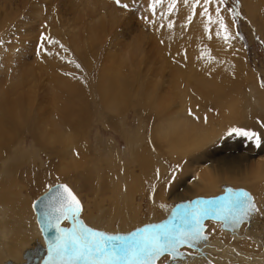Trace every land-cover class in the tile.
<instances>
[{
  "label": "bare ground",
  "instance_id": "6f19581e",
  "mask_svg": "<svg viewBox=\"0 0 264 264\" xmlns=\"http://www.w3.org/2000/svg\"><path fill=\"white\" fill-rule=\"evenodd\" d=\"M175 1L178 3V0ZM82 2L85 1L82 0ZM144 2L147 3V1ZM47 3H49V1H47ZM146 3L145 5H147ZM194 3L195 0H193L192 3L189 1L187 3H182L181 6L179 5L184 19L188 12L192 13L190 23H186L181 27L178 25L180 28L175 30L172 28L174 31H171L168 27L170 22H164L162 33L158 34L159 32H157L158 37L155 42L157 45L154 47L157 49L156 52L159 54V58L162 62L159 61V58L155 59L159 62L158 65H161L156 67L160 69L163 62L164 69L166 65L168 67L170 66L169 70L168 67L165 69L169 76H167L165 80L161 79L163 81L157 80V77H159L158 74H152V77H150L146 71L140 70L141 66H148V63L150 64V57L145 56L144 49L139 46L138 40L140 39H135V36L132 42L134 46L129 45L127 48L125 47V50L119 47L118 43L115 42L119 35L124 36L123 32H117V30L119 26L121 27L125 24L121 22L120 19L118 20L111 15L109 11L107 13L110 15L109 19H107L106 17L108 16L105 17L107 13L102 14L101 11H103V9H100L97 15H95V18L98 17L100 21H98L97 24L96 22L93 24L91 23L92 26H89L88 29L79 27L83 31L70 35L68 38L69 42H66L65 38L63 37L64 39H62L60 36V33L62 34L66 29V25L62 31L59 28L61 26L58 27L59 19L57 20V24H54V14L50 22H47L48 25L46 29L52 28L51 32L48 34L57 38L58 43L48 42V47L44 50L47 52V56L45 55L46 52L44 54H41L42 51L39 52V56L43 57V61L46 65L40 64L38 61L37 63L39 64L35 63L33 65L35 60H31V65H26L28 63L24 62L25 64L22 63L18 67L6 68V77H1L0 145L4 144L9 136L12 135V132L15 133L19 128H24L28 133H39V138L47 144L56 142V144L60 145L57 156L58 160H56L58 164L60 163L58 170L61 176L57 179L54 177L58 182L69 179L70 175L68 174H72L71 172L75 169L83 168L82 166H84V163L89 161L94 162L93 166L95 171L103 174L100 186L104 192L108 193L109 197L107 196V202L109 205L112 203L110 197L113 196L115 192L119 194L121 188L123 189L120 183L115 184V186L112 185V171L115 172L116 176L119 178H121L119 173H123L122 175L129 179V183L128 186L126 184L127 187L123 189L125 190L123 197L125 198V203L123 204L120 202L123 204L124 209L121 208L116 210L118 213H121L122 210H126V215H121L124 221H120L121 223L118 224L120 226L119 229H121V227H125L126 229L124 230H127L129 227V229H131V227H134L136 224V220L140 219L138 216L142 208H140V202L137 201L135 197L138 193L146 198L151 208L150 210L152 211L150 213L152 216L151 219L156 220L155 215L161 210L165 213V219L169 217L171 211L167 207V209L161 208L160 205L168 203L166 201L167 195L170 197V200L190 199V197H195L199 193L205 196H213L219 190L218 186L226 183L227 179L235 183H242V186L250 188V191L252 189L255 194L254 198L251 197L264 214V92L259 91V87L257 88L258 85L256 86L255 83L251 85L254 89V95H250L249 93L246 97L240 96L238 91L239 83L242 81V83L245 84L248 75L247 72L240 74V68L237 67L239 63L236 64L238 57L236 59L235 54H240L241 49L233 39V24L226 18L221 10L220 14L223 16L224 23L227 25V30L231 36V38L225 42L223 39V30H221V36L216 35L219 25L217 23H208L207 16L201 14L205 7L203 0H200V2L196 4L194 10L195 14H193L192 7ZM50 4L55 5L53 2ZM217 6L219 5L215 0L207 6L213 21L216 20L215 9ZM243 6L250 15H254L258 11L264 9V0H243ZM74 11L76 12L75 9ZM114 12L116 13V10ZM1 15H3V17L0 18V35H2V30L5 31V28L13 22L12 18L15 16L11 8H9V12L2 11ZM55 16L57 17V15ZM75 16L81 19V15L75 13L73 15L75 18L73 22L75 24L72 22L71 25H81L78 23L79 21H77L78 19L76 20L77 17ZM65 21L68 24L69 21L66 19ZM206 24L209 28L208 32L205 31ZM153 26L156 30H159V28H157L158 25ZM175 27L177 26L175 25ZM75 28L76 27H70L72 31H75ZM64 34L65 33H63V35ZM59 39L61 40L59 41ZM107 42L109 43L107 53H110V55L105 54L104 56L106 57H102L98 60L97 56ZM67 44H70V50L67 49V47H69H66ZM119 44H121V42ZM61 45L63 47H61ZM65 49H67V51H65ZM111 53H113V55ZM9 55L11 56L10 52L8 55L4 54V60L10 64V59L12 57L10 58ZM18 55H16L17 60L20 59L23 61L22 59L26 58L19 53ZM1 56L0 54V57ZM152 56L153 58L156 56L158 57V55ZM209 57H211V59ZM17 62L20 64L19 61ZM3 63L5 64V62ZM77 64L80 65L79 68L76 67ZM3 68L5 67L3 66ZM94 68H98L95 79L92 78V71ZM22 69L25 72L21 71L19 73V70ZM35 69L40 72L42 70L46 73L49 72L51 75L54 74L50 76L46 75V73H41L43 76H50V79L53 78V81L49 80L48 82L51 84L50 90L47 94L44 92L47 95L46 106H44L45 98H43V103H39L37 106L35 104L36 90L32 82L40 78L38 77L39 75H37L39 72L36 74ZM59 69H61V71ZM159 69L158 71L160 72L161 69ZM146 70L149 71V69ZM27 71L31 73V75H29L31 78L27 77ZM169 71L171 73H169ZM32 74L33 76L37 75V78L32 77ZM161 75L163 74L161 73ZM243 78L245 79L244 82ZM248 80H250V77ZM88 82L91 84L93 83L96 89L91 97L90 94H92L91 89L93 90V86L91 84L89 85ZM247 91L249 92L248 89ZM254 96L256 100L253 99ZM44 108L49 109L45 114L42 112ZM93 110L95 114L100 116L99 125H102L103 129L113 134H119L127 146L126 149L131 153V155H129V161H126L123 165V172L113 170L114 166L112 160L116 158V153L118 152L121 157L118 151V144L117 146L108 144L105 154L101 152V147L92 149L90 146H87L86 141L89 144L88 131L90 124L98 123L97 120L93 121ZM131 112H133L135 116L137 125L132 129L127 128L124 123L128 114ZM250 113L251 115L249 116ZM190 118L192 119L190 120ZM195 118L197 121H193ZM200 118L202 120L201 124ZM234 128L249 133H255L256 136L259 137L260 142L259 145H257L255 137L249 138V145L246 146L245 144L246 152L237 157L240 160L226 163L225 157L214 154L215 149L213 151L211 150L214 147L210 149L209 145L216 140L220 141L218 138H220L219 136L223 131L224 134L228 132V136L225 137H229L230 140H239L240 137L244 138V136L232 132ZM32 141L35 147L31 151H28L25 148L24 139L20 137L15 144H12L11 150H13V154L10 153L11 156L13 155L20 160L26 161L27 158L28 161L40 160V156L38 155L39 149L36 147L34 136ZM225 142L223 143L225 144ZM218 143L219 142H217V144ZM71 150L73 151L72 155L70 153ZM4 151L0 153H4L6 156ZM254 152H258L259 156L252 159ZM95 159L97 160L96 162L93 161ZM120 165H122V163H120ZM174 165H177V167H175L173 172L169 173V167H173ZM14 172H16V170ZM82 174L83 178H85L83 172ZM96 175L98 174H90L89 179L92 182L91 184L97 183V180L94 179ZM15 176H17V174ZM166 176H169L168 179H166ZM225 178L226 180H224ZM188 179L189 181H187ZM15 180L16 179H14V181ZM146 180L149 184L144 183ZM186 181L187 183H185ZM13 185H10L13 186L9 187L10 191L7 190L3 183L0 187L3 193L8 194L7 196L0 194L3 196L0 200V205L3 202L6 206V211L10 210L11 214V217L5 219L4 222H6V224L0 222V264H11L13 261L15 264V260H19L16 264H27V261L35 259L31 258V256L35 257L33 254L38 252L37 247L39 246H37V244L40 241L38 232L44 241L46 250V254L44 253L45 256H42V262L40 261L39 264H44L45 259H48L50 248H47L46 241L38 228L36 222L37 216L32 207L33 204L26 203L23 199L20 200V198L17 200V197L22 191L15 187V184ZM150 192L154 193L153 198L150 197ZM10 194L11 201L8 200ZM96 197L97 196L94 195V199ZM118 200L119 199H117V201ZM101 201L99 202L101 203ZM94 202V204H96L97 201ZM170 203L173 202L170 201ZM31 207L35 217L30 213L29 208ZM95 209L96 208L93 209V212H96ZM91 211L90 213H92ZM5 213L3 214L5 215ZM116 213L114 212V214ZM93 216L95 220L99 218L98 214ZM103 216L102 214V217ZM131 216H133L132 219ZM87 217L90 218L89 215ZM29 221L32 222L30 229L31 233L22 230V227L26 226L25 223ZM64 222L65 221L61 223V226ZM107 222L105 224H107ZM117 223H119V221H117ZM14 226L16 227L15 231L12 230ZM109 232L111 233L113 230L110 229ZM226 234H221L220 237L221 239L227 237L226 245L228 246V251L232 250L240 257L237 258V260L230 259L231 263H227L245 264L247 260L252 259L257 263L262 261L264 264V246L259 245L257 242L258 237L251 236L249 232L246 231L245 237L249 236L250 239L256 240V243L252 244L247 241L239 243L234 241L230 242L229 240H231V238L229 235L226 236ZM239 239L233 240L238 241ZM212 245H214L213 240ZM239 245H242L240 249L237 248ZM223 248H225V246ZM218 251H220V249ZM195 258L197 259L199 256L196 255ZM194 259H192V262H194ZM185 260L187 259L185 258ZM34 261L38 262L39 259H35ZM187 264H191V261Z\"/></svg>",
  "mask_w": 264,
  "mask_h": 264
},
{
  "label": "rangeland",
  "instance_id": "374dc122",
  "mask_svg": "<svg viewBox=\"0 0 264 264\" xmlns=\"http://www.w3.org/2000/svg\"><path fill=\"white\" fill-rule=\"evenodd\" d=\"M44 1H46V2H44ZM47 1H49V3H47ZM83 1H85V2H82V0H0V18L3 17V15H1L2 11L9 12V8H11L13 14L15 15L12 18L13 22L11 24H9L7 28H5V31L2 30V35H0V54L2 55L0 57V80H2L1 77H3V78L6 77L5 76L7 73L6 68L18 67L24 62L28 63L26 65H31L32 64L31 60L32 61L35 60L33 62V65L35 63L39 64V63H37V61L40 62V64L42 63L43 65H46V63H44V61H43V57L39 56V54H40L39 52L42 51L41 54H44L46 52L44 50H46V48L48 47V42H50L51 40L58 41L57 38H55L54 36L52 37L50 34H48L51 32L52 28L46 29V26L48 25L47 22H50V19H51V17H53L54 14L57 15V17L54 15V18H55L54 24H57V20L59 19L58 20L59 21L58 27L61 26L59 28L62 31L66 25L65 28L67 30L65 29L63 32L65 34L63 35V33L62 34L60 33V36L62 37V39L65 38L66 42H69L68 38L70 37V35H72L74 33H78V32L81 33L83 31L79 27H83V28L88 29L89 26H92V24L94 22H96V24H97L98 21H100L98 17L95 18V15H97V13L100 9H103V11H101L102 14H106L109 11L111 15L116 17L118 20L120 19L121 22H124L125 25L123 24L124 26H121V27L119 26V29L117 30V32H123L124 33V36L119 35L117 37L118 40L116 39V41H115L116 43H118L119 47H122L125 50L129 45H133L132 42H133V38L135 36H136L135 39H137V40L140 39V40H138L139 46L142 49H144L145 56L150 57V64L148 63V66H141L140 70L146 71L150 77H152V74L153 75L158 74L160 79H159V77H157V76L156 77H157V80H159V81H163L161 79L165 80L167 78V76H169L167 74V70L165 71V69H167L168 66L165 64L166 68L165 69L163 68L164 62L162 63V67H160V69H161L160 72L158 71L159 68L156 67V66H161V65H158L159 62L157 60H155V59L159 58V54H157V52H156L157 49L155 47L157 44L155 42H156L157 37H158L157 35L162 33V29H164L163 28L164 22H171L172 24H174V26H172L170 28L171 31H174L175 29L180 28L181 26H183L186 23H190L187 18L189 16H191L192 13L188 12L187 16L184 19L181 8H179L181 6V4L185 2V0H183V1L178 0V3H177V1H175V3L177 4L178 7L176 6V4H174V7H171V8L169 7V5L173 3V0H161V2L159 4L155 5L154 10H153L154 0H144V1H147V3L144 2L143 0H120V4L117 3V0H83ZM189 1L192 3L193 0H187V2H189ZM215 1L217 3V0H215ZM51 2L55 3V5L54 4L51 5L50 4ZM142 2L144 5L142 4ZM145 3L147 5H145ZM105 4H107V5H105ZM125 4L127 5L126 8L121 6V5H125ZM39 6H40V8H39ZM142 6H144L145 8ZM219 7L221 8V10H222L223 14L226 16V18H228L230 20V22H232V24H233L232 25L233 26V39L241 49L240 54L239 53L235 54V58L237 59V57H238L236 64L237 63H239L238 65L241 64L240 66L237 65V67L240 68V69L238 68L240 70L239 73L244 74V72H247V75H248L247 79L244 77L246 79L245 84L242 83V81L239 83V86H238L239 90L238 91H239L240 96L246 97L249 95V93H250V95H254V93H253L254 89L251 87V85L255 84V83H256L255 84L256 86L258 85L257 88L259 87L258 90L261 92H264V9L258 11L254 15H250L247 12V10L245 9V7L243 6V0H225V3L220 4ZM74 9L76 10V12L74 11ZM176 9H177V11H176ZM229 9L235 10L237 15H235V17H234L232 15V13L229 11ZM37 10H40V11H37ZM115 10H116V13L114 12ZM41 11H43V12H41ZM75 13L76 14L79 13L81 15V19H78V17L75 16V17H77L76 20L78 19L77 21H79L78 23L81 25H76V26L71 25L75 19L73 17V15ZM110 14L107 13L105 15V17L108 16L106 18L109 19ZM181 15H182V18H181ZM179 18H181V19H179ZM254 18H256V19H254ZM65 19L69 21L68 24L66 23ZM45 23H47V24H45ZM96 24H94V25H96ZM153 25L157 26V28H159V30H156ZM175 25L177 27H175ZM178 25H180V27H178ZM70 27H76L75 31H72L70 29ZM172 28L174 30H172ZM131 31H132V33H131ZM157 32H159V33L157 34ZM42 36L46 37V39L42 40L41 39ZM131 36H132V38H131ZM50 37H52V38H50ZM60 40L61 39H59V41ZM22 42H23V44H22ZM120 42H121V44H119ZM67 46H69V47H67ZM1 47H2V49H1ZM66 47L68 50H70V48H71L70 44H67ZM108 47H109V43L107 42L104 44L103 49H101V51L99 52V55L97 56L98 60L102 57H106V56H104L105 54L110 55V53H107ZM9 52L11 53V56L9 55V57L10 58L12 57L10 59L11 60L10 64L6 60H4V54L8 55ZM18 53L21 55H24L26 58L22 59L23 61H21L20 59L17 60L16 55H18ZM154 53H156V54H154ZM111 54L113 55V53H111ZM45 55L47 56V52ZM152 55H154V56L158 55V57L156 56L153 58ZM18 57H19V55H18ZM17 61H19L20 64ZM159 61L162 62L161 59ZM3 62H5V64ZM173 63H174V60H173ZM1 64L5 68H3V66ZM5 65H7V66H5ZM149 66H151V67H149ZM233 66H235V65H233ZM169 67H168V70H169ZM146 69H149V71H147ZM59 70L61 71V69H59ZM21 71L25 72L22 69V70H19V73ZM35 71H36V74L39 72L37 75H39L38 77H40V78H37V75L33 76V74H32V77L37 78V79L34 78V79H36V81L33 80V82H32V84L35 85V90H36V103L35 104L37 106L39 103H43V100H44L43 98H45V101H44L45 105L44 106H46V100H47L46 94L48 93V91L50 90V87H51V84L48 82H49V80L53 81V78L51 77L52 79H50L49 77L53 76L54 74L51 75V73H49V72L46 73L43 70H42L43 72L42 71L40 72L37 69H35ZM35 71L33 70V73ZM27 72H28L27 77L31 78V76H29V75H31V73L29 71H27ZM97 72H98V68H94L92 71V78L95 79ZM41 73L42 74L46 73V75H50V76L49 77L43 76ZM161 73L163 75H161ZM169 73H171V72L169 71ZM250 75H252V76H250ZM249 77H250V80H248ZM244 78H243V82L245 80ZM149 80H150V78H149ZM88 84L90 85L91 83L88 82ZM91 85L93 86V90L91 89L92 94H90V97H91V95H93V93L96 90L93 83ZM47 86H48V88H47ZM247 89L249 90V92L247 91ZM253 99L256 100V97L254 96ZM47 110H49V109L44 108L42 110V112L45 114L47 112ZM92 112L94 115L93 121L97 120L98 123H91L90 124V128L88 131L89 144L86 141L87 146H90V148H92V149H95L97 147L98 148L101 147V152H104V154H105L106 150L108 148V144H110V145L113 144L114 146H117V144H118V151H119L121 157L119 156V154L117 152L116 158L114 160H112V163L114 166L113 170H115V171L118 170L119 172L120 171L123 172V170H124L123 165L126 161H129V155H131V153L128 151V149H126L127 146H126L125 142L123 141V138L119 134H113L112 132H110L106 129H103L102 125H99L100 116L95 114L94 110ZM250 115H251V113L249 114V116ZM196 118L193 121H195ZM191 119L192 118H190V120ZM201 121L202 120L200 118V124H201ZM126 122H128V123H126ZM124 123L127 126V128H130V129L137 126L136 125V119H135L133 112L128 114ZM223 132L219 136L221 139L218 138L220 141L216 140L213 142L214 144L211 143L209 145L210 149L214 147L211 150L213 151L215 149L214 154H219L222 157H225L226 163L240 160L237 157L243 155L246 152L245 147L249 145V143H248L249 137L244 136V138L240 137L241 139L239 138V140L238 139H235V140L231 139L232 140L231 141L229 137H225V136H228V132L225 134ZM33 136L35 137L36 147L39 149L38 155L40 156V160L28 161V158H27V161H26V160H20L16 156L15 157L13 155L11 156V154H13L12 153L13 150H11L12 144H15L20 139V137L24 139V144H25L26 150L31 151L35 147V144L32 141ZM241 136H243V135H241ZM221 141H223V142L226 141V142L224 144ZM234 141H236V142H234ZM238 141H239V143H238ZM217 142H219V143L217 144ZM231 144H233V145H231ZM238 144H240V145H238ZM245 144H246V146H245ZM226 145H228V146H226ZM234 145H235V147H234ZM59 147H60V145L56 144V142H53L51 144L45 143L43 140H41L39 138V133H37V132L28 133L24 128H19L18 131H15V133L12 132V135L9 136V138L5 141V143L0 145V152H3L4 150H6V151H4L6 156L4 155V153H2V154L0 153V156H1L0 160L3 159L0 161V187H1V184L3 183L6 186L7 190L10 191L9 187H13L14 186L13 184H15V187L19 188L23 192V193L21 192V194L19 196L17 195L18 196L17 200H19V198H20V200L23 199L24 201H26V203H29V204L32 203L33 204V202L38 198V196H41V194L46 192L50 187H52L56 184H66V185H68L69 188H71V190L74 192V194L76 196L78 195L77 198L81 202L82 212L79 215V220L83 224L87 225L88 227L94 228L96 230H101V231L104 230V231L110 233L109 230L111 229V230H113V232H111L113 234L114 233L125 234V232H126V234H128L130 232L135 231L137 228L144 227L145 225L165 223V222L169 221L170 219H172L173 213L177 209L178 205L187 204L189 201H192L193 199H197V198H201L205 201H216L217 204L221 208H223L226 202H224L222 200V198L227 195V189H233L235 191H240V190L247 191L248 193L250 192V195L254 198L255 192L252 189L250 191V188H248L246 186H242V183H235L234 181H231L228 179L226 180V178H225L224 180H226V183H223L224 185L223 184L219 185L218 186L219 190L213 196H205L204 194L199 193L195 197H190V199L187 198V199H182V200L181 199L180 200H170V197L167 195L166 201L168 203L167 202L166 203L168 204V206H167V204H164V205H166V207L168 209H170V211H171L169 213V217L164 219L165 213L161 210V211H158L156 213V215H155L156 220H153V219H151L152 216L150 215V213L152 211L150 210L151 208H150L146 198H144V196L139 195V193H138V194H136L135 197H136L137 201L140 202V208H142V209H140L141 212L139 213V216H138L140 219L136 220V224L134 225V227H131V229H129L130 227L127 228V230H124V229H126L125 227H121V229H119L120 226L118 224H120L122 221H124V219L122 218L121 215H124V214L126 215V210H122L121 213H118L116 210L121 209V208L124 209L123 204L125 203V198H123V197H124L125 190H123V189H125L128 186L129 179L127 177L123 176L122 175L123 173H119L121 176V178H119L118 176H116L115 172L112 171V177H113V178L111 177L112 185L115 186V184L120 183V185H121V187H123V189L120 187L121 190H120L119 194H117L115 192L113 194V196L110 197V199L112 200V203L110 205L107 202L108 201L107 198L109 197L108 193L104 192L100 186L103 174H100V173L95 171V168L93 166L94 162L89 161L87 163H84V166H82L83 168L75 169L73 172H71L72 174H70V173L68 174V175H70L69 179L58 182L56 179L61 176L59 174L60 171L58 170L60 163L59 164L57 163L58 162L57 156H58ZM217 147H219V148H217ZM6 148L7 149L9 148L8 151ZM239 149H240V151H239ZM237 151H239V152H237ZM70 153L72 155L73 151L71 150ZM228 155H229V158H228ZM258 156H259L258 152L257 153L254 152L252 159L257 158ZM11 157H13V158H11ZM9 158H11V159H9ZM93 161L96 162L97 160L95 159ZM120 163H122V165H120ZM8 165H10V166H8ZM117 165L118 166L120 165V166L118 167ZM175 167H177V165H174L173 167H169L168 172L169 173L173 172ZM55 168H56V170H55ZM42 169H44V170H42ZM15 170H16V172H14ZM56 171H58V172H56ZM82 172L84 173L85 178H83ZM94 173L98 174V175L94 176V179L97 180V183L91 184L92 182L90 181L89 176H90V174H94ZM16 174H17V176H15ZM9 176H11V177H9ZM166 177H167L166 179H168L169 176H166ZM14 179H16V180L14 181ZM187 181H189V179ZM187 181L185 183H187ZM23 182H25V183H23ZM28 182H29V184H28ZM144 183L149 184V182L147 180ZM126 184H127V186H126ZM10 185H13V186H10ZM97 192H99V193H97ZM121 192H122V194H121ZM104 193H106V194H104ZM0 194L5 195V196L8 195L7 193H3L1 190H0ZM97 194H99V195H97ZM120 194H121V197L119 198ZM2 195H0V200L3 198ZM94 195L97 196L95 199H94ZM153 196H154V193L150 192V197L153 198ZM101 199H102V201H101ZM117 199H119V200L117 201ZM8 200L11 201V194H10V197H8ZM120 200H122V201H120ZM94 201H97L96 204H94L95 203ZM99 201H101V203ZM170 201H172L173 203H170ZM92 202H93V204H92ZM102 202H104V203H102ZM120 202H122L123 204ZM116 204L118 205V207ZM93 206H94V208H96L95 209L96 212H93L94 211ZM95 206H97V207H95ZM110 206H111V208H110ZM201 207H211V206L207 205V204H202ZM256 207H257V205H256ZM5 208H6V206L2 202L0 205V214L1 213L3 214L6 212L5 215L4 214L0 215V222L2 224H6V222H4L5 219H7V217L8 218L11 217L10 210L6 211ZM147 208H149V209H147ZM29 209H30L31 215L35 217V215L33 214V211H32V207ZM111 209H113V210H111ZM90 211L92 213H90ZM114 212L115 213L117 212V213L114 214ZM96 213L99 215L100 219L98 218L97 220H95V217L93 215H97ZM85 214H86V216H85ZM102 214L104 216H106V215L107 216L102 217ZM117 214H119V215H117ZM88 215L90 216V218L87 217ZM237 215H239V214H237ZM117 217H119L121 219H119ZM109 218H110L111 222L109 221ZM112 218H114V219H112ZM132 218H133V216H131V219ZM160 218H162V219H160ZM150 219H151V221H150ZM116 220L119 221V223H117ZM212 220H214V221H212ZM103 221H104V224H103ZM105 221L106 222L108 221L107 224H105L106 223ZM217 221H220V222H217ZM97 222H98V225H97ZM113 222H114V224H113ZM93 224H95V225H93ZM201 224L203 226V235L206 236L207 239H200L199 241L193 242L191 245L192 247L189 245H181L177 248L176 252L172 253V254L165 252L162 256H160L157 260L154 261V264H187L190 261H191V264H197V263L203 264L204 262H206L204 264H214V263H216V264H229V263H231L230 259L237 260V258H240V257H238V255L236 253H234L232 250L228 251V249H227L228 246L226 245L227 244V242H226L227 237H224L222 239L220 237L221 234L225 235L226 233H227L226 236L229 235V237L231 238V240H229L230 242L234 241V242L242 243L243 241H247V242H250L252 244H255L256 240L254 241V240L250 239L249 236L245 237V232L248 231L251 236L258 237L257 242L259 243V245L264 246V214H263V211L261 209H259V211H255V213L254 212L250 213V215L245 216L242 219H239L238 222L233 221L232 217L228 216L227 213L222 211V210L220 211L219 215H217L215 212H212L209 215H207L206 218L204 217V219L201 220ZM215 224H217V225H215ZM25 225L26 226L22 227V230H25L26 232L31 233L30 229L32 226V222H30V221L26 222ZM61 227L71 229L73 227V223L70 220L65 221ZM108 227H110V228H108ZM116 227H117V229H116ZM248 228H249V230H248ZM15 229H16L15 226L12 227L13 231H15ZM241 229H242V231H241ZM251 229H252V231H251ZM224 231H225V233H224ZM234 233H236V234H234ZM38 234H39V240L40 241L37 244V246H39V247H37L38 248L37 253H39V254L35 253V254H33V255H35V257L31 256V258L39 259V261L35 262L34 261L35 259H32L31 261H27L26 262L27 264H37V263L39 264L40 261L43 259L42 256L43 255L45 256V254H46L44 241L42 240L39 232H38ZM236 237H237V239H239V238L240 239L238 241H235V240H237ZM214 238H215V241H214ZM232 238L235 240H233ZM212 240H213L214 245H212ZM196 242H198V243H196ZM215 242H216V244H215ZM222 243H224V244H222ZM224 246H225V248H223ZM241 247H242V245H239L237 248L240 249ZM219 249H220V251H218ZM200 253H202V254H200ZM190 254H191V256H190ZM212 254H214V255H212ZM185 255L186 256L189 255V256L186 257ZM196 255H198L199 258L196 259L195 258ZM183 256L187 260H185V258ZM229 256H231V257H229ZM217 257H218V259H217ZM15 259H19V258H15ZM192 259H194L193 261L195 263L192 262ZM17 261H19V260H15V264L17 263ZM209 261H211V262H209ZM183 262H186V263H183ZM227 262H229V263H227ZM255 263L256 264H260V263L263 264L262 261H259L257 263L256 261H253L252 259L247 260L245 262V264H255ZM11 264H14V261ZM232 264H236V263L232 262ZM237 264H240V263H237Z\"/></svg>",
  "mask_w": 264,
  "mask_h": 264
},
{
  "label": "snow or ice",
  "instance_id": "6c2138e0",
  "mask_svg": "<svg viewBox=\"0 0 264 264\" xmlns=\"http://www.w3.org/2000/svg\"><path fill=\"white\" fill-rule=\"evenodd\" d=\"M160 2L161 0H154L153 10L155 5ZM185 2L187 3V0ZM199 2L200 0H195L192 5L193 14H195L194 10ZM212 2L213 0H203L205 7L201 14L207 16L208 23L219 25L216 35L221 36V30H223V39L227 42L231 36L224 23V18L220 14L221 8L217 6L215 9V21L208 11L207 6ZM117 3L120 4V0H117ZM224 3L225 0H217L218 5ZM174 4L175 0L169 7H174ZM121 6L127 7L126 4ZM229 11L234 17L237 15L235 10L229 9ZM191 19L192 16H189V22ZM172 26L173 24L170 22L168 27ZM205 31H209L207 24ZM41 39H46V37L42 36ZM50 42L58 43L57 41ZM61 47L63 46L61 45ZM209 58L211 59V57ZM76 67L79 68L80 65L77 64ZM232 132L249 138L255 137L257 145H259L260 139L255 133L236 128L232 129ZM222 200L226 202L223 208L216 201H201L199 199L189 201L187 204L178 205L172 219L165 223L145 225L128 234H113L83 224L79 220V215L82 212L80 200L68 185L60 184L56 195L52 197L54 203L51 212L45 214L50 226L55 229L56 235L49 249L48 259L44 261V264H154V261L165 252L172 254L181 245L191 246L195 241L207 239L203 235L201 220L210 213L215 212L219 215L222 210L235 222H238L239 219L250 215V213L259 211L247 191L227 189V195ZM202 204L211 207H201ZM160 207L165 208L166 205L161 204ZM69 220L73 223L71 229L61 227L62 221Z\"/></svg>",
  "mask_w": 264,
  "mask_h": 264
},
{
  "label": "water",
  "instance_id": "95a60500",
  "mask_svg": "<svg viewBox=\"0 0 264 264\" xmlns=\"http://www.w3.org/2000/svg\"><path fill=\"white\" fill-rule=\"evenodd\" d=\"M59 185L60 184H56L50 187L51 191H49L50 189L49 188L46 192H44L40 197H38L34 201L33 206H32L37 216L36 222H37L38 228L46 241L47 248H50L52 246V242L54 240L56 232H55V229L50 226L45 214L51 212V207L54 203L52 201V197L56 195L57 188ZM199 200L203 201L202 199H199ZM193 201H196V200H193Z\"/></svg>",
  "mask_w": 264,
  "mask_h": 264
}]
</instances>
